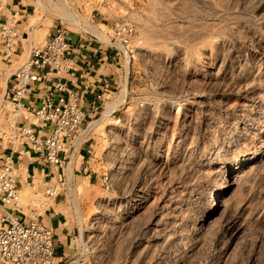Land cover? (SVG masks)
I'll list each match as a JSON object with an SVG mask.
<instances>
[{
  "label": "rangeland",
  "instance_id": "1",
  "mask_svg": "<svg viewBox=\"0 0 264 264\" xmlns=\"http://www.w3.org/2000/svg\"><path fill=\"white\" fill-rule=\"evenodd\" d=\"M204 1L29 0L35 45L46 25L77 31L73 18L86 24L93 9L101 38L115 19L134 27L115 57L116 88L74 146L71 163L83 159L86 173L73 180L65 167L79 261L264 264V0ZM11 109L0 118L12 122ZM47 200L41 188L19 191L25 211Z\"/></svg>",
  "mask_w": 264,
  "mask_h": 264
},
{
  "label": "built area",
  "instance_id": "2",
  "mask_svg": "<svg viewBox=\"0 0 264 264\" xmlns=\"http://www.w3.org/2000/svg\"><path fill=\"white\" fill-rule=\"evenodd\" d=\"M93 10L86 24L79 17L73 18L77 31L69 30L59 22L38 45L27 42L19 28L20 19L16 13L0 22V61L7 65L18 63L10 70V84L0 96V108L8 102L13 118L16 119L23 109L22 99L32 95L38 84L45 85L43 95L31 111L33 122L18 124L13 119L10 129L14 139L54 169L62 170L69 164L74 146L84 131L82 123L85 121V96L91 95L93 103H97L113 88L109 79L88 80V71L77 68L75 56L70 50V35L75 34L77 40L91 46L92 58L100 60L99 52L113 50L119 60V57H125L126 48L134 33L133 25L115 19L110 24L111 37L108 40L101 38L100 32L94 28L97 18ZM98 29L102 30L101 27ZM26 49V58L20 61L16 55ZM64 75L76 79L74 87L68 85ZM87 124L86 121L85 128ZM57 176L55 182L48 183L43 188L47 199L59 195L62 188L69 190V181L68 185H64L61 173ZM102 181L108 189L109 176L103 175ZM70 195L73 198V193ZM71 205H74V201H71ZM18 209L16 170L14 162L8 157L0 162V264H54L52 228L34 215L27 221L20 220L16 215ZM76 261L77 258L66 264H76ZM116 264L130 263L119 261Z\"/></svg>",
  "mask_w": 264,
  "mask_h": 264
},
{
  "label": "crops",
  "instance_id": "3",
  "mask_svg": "<svg viewBox=\"0 0 264 264\" xmlns=\"http://www.w3.org/2000/svg\"><path fill=\"white\" fill-rule=\"evenodd\" d=\"M34 4L29 2V0H12L10 3H6L5 12L1 14L0 22L8 17L10 14L16 13V16L20 19L19 28L25 38H30L34 35V31L37 25L31 24L27 25L29 16L33 15L35 12ZM95 10L99 9L96 8ZM55 25H46L48 30L43 35L45 39L49 32ZM27 40V39H26ZM34 44V38L27 40L29 43ZM71 41V53L75 56L77 62V68L84 69L88 71V80L99 79L105 80L109 79L113 88H116L115 83L119 82L120 76L117 74L115 69H118L115 65L117 59H115V54L113 50L102 51L98 53L100 60L92 58V52L90 51L91 46H87L84 41L77 40L75 34L70 35ZM35 45V44H34ZM97 46V44H93ZM26 52L20 51L17 53L16 57L21 58V56ZM119 61V60H118ZM12 65H7L0 61V96H2L9 87L10 82V70L9 67ZM114 66L116 67L114 69ZM121 67V64H120ZM67 78V83L70 87H74L76 84L75 78ZM45 91L44 84H38L36 89L33 91L32 95H29L22 99L23 109L21 113L17 116L16 123H27L33 122V116L31 111L37 106L40 97ZM85 103V119L90 118L92 114H95L94 109L96 103H93L91 95L87 94L84 99ZM3 125L9 131V137L4 138L0 136V162L3 159L10 157L14 162L16 170V179L19 191H24L27 188L34 189L35 187L43 188L48 184L57 180L58 173H61V178L64 179L65 184L68 185V177L65 172V167L63 169H54L44 163L41 158L31 150H28L25 146L20 144L11 135L10 122L8 115H2L1 118ZM83 159L78 163L72 162L71 164V175H74V179L78 176L77 173H86V167H83ZM92 172H88L84 177H87L90 181ZM66 188V186H64ZM71 205L68 199V194L64 188L60 191L59 195L52 199H48L45 205L40 207H30L26 206L24 210L23 206L19 204V209L16 212L17 217L20 220L27 221L32 215L37 216L44 223L50 226L53 230L54 239V264H66L75 259L76 255V244L75 237L79 231L78 223L73 212L71 211ZM74 211V210H73ZM73 213V214H72ZM76 264H92L90 262L76 261Z\"/></svg>",
  "mask_w": 264,
  "mask_h": 264
},
{
  "label": "bare ground",
  "instance_id": "4",
  "mask_svg": "<svg viewBox=\"0 0 264 264\" xmlns=\"http://www.w3.org/2000/svg\"><path fill=\"white\" fill-rule=\"evenodd\" d=\"M202 1H204V0H202ZM204 3H205V1H204ZM206 4V3H205ZM215 12V11H214ZM172 42V41H171ZM174 42V41H173ZM125 66H126V68H128V57L126 56V58H125ZM109 110V109H108ZM107 115V114H106ZM101 118V117H100ZM103 118H105V117H103ZM93 123H95V124H97L98 123V121H96V122H93ZM91 124V123H90ZM92 125V124H91ZM90 125V126H91ZM88 127V126H87ZM158 129V128H157ZM264 129V128H263ZM145 139V138H144ZM144 141V140H143ZM148 144V143H147ZM139 146V145H138ZM143 146V145H142ZM145 146L147 147V145L145 144ZM110 147V146H109ZM132 147V146H131ZM143 148V147H142ZM130 150V149H129ZM128 150V151H129ZM145 152V151H144ZM131 153V152H130ZM125 155V154H124ZM126 156V155H125ZM145 156V155H144ZM138 158V157H137ZM147 158V157H146ZM256 158V155L255 154H253V155H251V156H249L247 159H246V161L248 160V161H252V160H254ZM126 159H127V157H126ZM132 160V159H131ZM139 160V159H138ZM136 162V161H135ZM131 166V165H130ZM71 168V167H70ZM68 170H69V166H67L66 167V172H67V174H68ZM70 172H71V170H70ZM219 189H217L216 191H218ZM215 192V191H214ZM213 192V193H214ZM212 193V194H213ZM143 197V196H142ZM210 198H211V196H210ZM210 198L208 199V206L209 207H211V204H212V202H213V200H214V198L212 199V201L210 200ZM217 203V202H216ZM117 207V206H116ZM101 213V212H100ZM125 214V213H124ZM110 215V214H109ZM126 217V216H125ZM93 220V219H92ZM112 225H114V224H112ZM108 226V225H107ZM99 227V226H98Z\"/></svg>",
  "mask_w": 264,
  "mask_h": 264
}]
</instances>
